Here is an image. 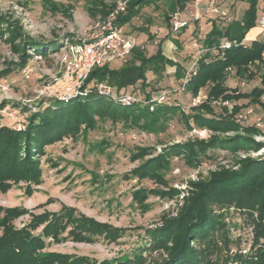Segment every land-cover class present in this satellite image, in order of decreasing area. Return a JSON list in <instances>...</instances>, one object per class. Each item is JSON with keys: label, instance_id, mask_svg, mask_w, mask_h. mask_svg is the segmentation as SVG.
I'll use <instances>...</instances> for the list:
<instances>
[{"label": "rangeland", "instance_id": "1", "mask_svg": "<svg viewBox=\"0 0 264 264\" xmlns=\"http://www.w3.org/2000/svg\"><path fill=\"white\" fill-rule=\"evenodd\" d=\"M122 1L0 0V127L23 132L34 123L35 115H40L50 105H54L55 109L87 97L84 89L88 87H85L83 94L63 99L60 95L67 84L64 87L65 81L60 86L57 83L64 77L67 63L73 57L71 48L100 33L106 21L103 20V9ZM174 6L171 0L140 5L137 15L118 29L132 38L148 57L156 53L158 44L163 41V44L166 43L164 54L183 64L189 74L195 70L198 59L207 52L203 46L205 38L202 37L208 29L206 26L210 28L214 22L221 28L226 27L234 16V5H229L227 12L218 9L221 5H216L217 8L194 15L190 5L183 12L176 13ZM240 7L246 10L248 5ZM181 13L187 14V18L183 20ZM177 14L179 20L186 23L179 30H175L173 24ZM241 15L242 11H238L237 16ZM262 16L264 0H259L258 20ZM189 28L192 30L184 35L185 29ZM255 31H249L247 36L251 37ZM257 33L258 40L264 42V30ZM53 43L59 44L58 50L48 52ZM43 51L47 52L46 55L41 54ZM215 52L212 51L213 54ZM127 63L138 64L131 55L126 62H115L109 67L119 69ZM175 70L174 66L167 65L161 72L149 71L147 82H150V87L144 89L140 82L121 93L132 95L140 104L151 105V109L156 106L153 104L155 101L178 103L185 115L192 116L199 112L194 108L206 101L207 88L193 97L185 89L186 80L176 79ZM263 72L259 71L251 80L241 79L232 72L226 84L249 94L254 87H261ZM101 85L109 84L100 83L97 88ZM148 95L152 99H147ZM261 101L264 103V96ZM234 104L244 105L236 116L242 127L256 126L260 118L264 121V108L250 103V98L236 103L213 102L214 115L225 117V108L231 112ZM201 112L206 117H213ZM161 121L160 130L150 132L121 118L96 116L89 126L81 124L68 135L44 144L41 151H34V158L39 161L42 172L40 183L33 185L32 194L26 193L27 183L24 182L12 184L7 192L0 190V206L26 210L24 215L12 222L18 229L30 224L36 215L59 212L68 207L121 231L114 240L100 237L92 243H85L68 239L52 243L46 251L86 257L97 264L106 260H123L140 253L146 264L161 260L164 252L151 250L145 246L143 239L148 230L164 225L167 217L180 215L190 194L191 182L206 181L219 171H237L240 159L264 160V146L259 150L248 148L239 152L215 147L207 149L205 157L201 154L200 163L195 166L188 163L183 154L173 155L168 169H162L161 181L142 177L137 172L139 167L178 144H195L197 139L207 140L212 135L226 138L242 135L255 143L264 142L262 132L247 134L241 129L238 132L213 133L207 128L200 129L192 119L188 124L180 113L168 115ZM140 123L144 120L141 119ZM262 127L264 130V125ZM21 152L24 157V148ZM141 152L148 154L137 156ZM172 188L180 190V193H169ZM141 189L147 191L145 198L135 196ZM153 190L168 194H158ZM227 214L225 220L228 235L233 240L232 250L249 251L253 243V226L249 217L233 209ZM2 217L3 214H0ZM42 229L43 226L34 233L39 234ZM2 232L0 228V236Z\"/></svg>", "mask_w": 264, "mask_h": 264}, {"label": "trees", "instance_id": "2", "mask_svg": "<svg viewBox=\"0 0 264 264\" xmlns=\"http://www.w3.org/2000/svg\"><path fill=\"white\" fill-rule=\"evenodd\" d=\"M124 12L113 20L116 28L124 26L137 15L140 5H152L159 0H126ZM195 0H171L176 12H183L188 3ZM246 2L247 9L241 20H234L226 27L213 23L211 31L205 36L203 46L207 52L198 59L194 71L187 73L183 64L168 58L163 51V41L158 44L156 53L149 57L135 47L132 52L133 64H124L119 69L110 68V64L94 68L84 83L89 93L83 100L70 102L63 107H47L40 115H35L23 132L10 127H0V190L7 192L12 184L27 183L26 193H33V185H38L42 178L40 163L34 158L35 152L41 151L44 144H50L63 135H68L81 124L89 126L96 116L134 122L142 129L158 132L162 119L168 115L180 113L190 124L192 119L200 129H209L213 133L238 132L243 129L247 134H261L254 126L242 127L236 116L244 105L234 104L231 112L225 108V117L214 115L213 102L236 103L250 98V103L264 108L261 98L264 96V72L261 76V87H254L249 93H242L227 83L228 70L231 68L239 78L254 79L264 70V42L258 39L249 45L245 39L250 30L257 27L259 0H237ZM174 6V7H175ZM117 3L103 9V20H107L116 9ZM171 18V17H170ZM169 18V22L170 19ZM171 27V24L169 25ZM226 39L232 43L229 49H222ZM48 52L58 50L59 44L53 43ZM215 50V54L212 51ZM46 51L41 54L46 55ZM167 65L174 66L177 80H186L185 89L193 97L201 89L207 88V99L194 108L198 113L187 116L178 103L153 102L156 105H143L139 102L130 106L114 101L110 96L99 92L97 86L107 83L115 93L142 83L144 89L150 87L147 82L149 71L161 72ZM256 68V69H254ZM125 92H123L124 94ZM147 99H152L148 95ZM206 114L213 117H206ZM40 120L37 122V120ZM144 120V123L140 121ZM251 144V145H249ZM263 143H255L251 138L242 135L220 137L212 135L207 140L197 139L195 144H178L164 154L150 159L137 172L142 177H153L162 180V169L170 166V158L180 155L192 165L200 163L209 148H231L235 152L247 151L248 148L259 150ZM25 150L24 157L22 149ZM144 151V150H142ZM148 153H138L143 157ZM202 154V155H201ZM205 157V156H204ZM239 169L231 172H216L206 181L191 182L190 194L178 217L166 218L161 227L148 230L143 239L145 246L151 250L163 251L161 260L152 264H264V160L252 158L240 159ZM158 194H168L156 191ZM169 193L179 194L180 190L172 188ZM147 191L135 193L146 197ZM233 209L249 217L253 226V243L249 251L232 250L225 216ZM26 213L19 207L3 208L0 206V264H97L86 257L46 251L52 243L71 239L74 242L92 243L100 237L117 239L120 229L99 223L93 218L80 215L74 208L64 207L59 212H44L33 217L30 224L18 229L12 222ZM43 226L39 234L34 231ZM66 235V236H65ZM100 264H146L143 254H136L123 260L103 261Z\"/></svg>", "mask_w": 264, "mask_h": 264}, {"label": "built area", "instance_id": "3", "mask_svg": "<svg viewBox=\"0 0 264 264\" xmlns=\"http://www.w3.org/2000/svg\"><path fill=\"white\" fill-rule=\"evenodd\" d=\"M126 4L127 1L124 0L117 5L110 17L104 21V25L102 27L103 29L100 33L93 34L88 39H85L81 44L71 48L73 57L70 62L67 63L64 77L60 79L59 82L55 80L56 83L58 82L57 84L59 86L63 85L62 83L64 81V87L67 84V86L62 89L63 93L60 95L63 99H66L64 97L72 95L78 96L83 94L84 91L88 94V89H84V91L82 90L84 88L85 80L94 68L102 67L105 64H112L115 62H126L132 55L133 50L137 47L135 41L124 35L113 24V20L116 15L126 10ZM214 12L217 11L214 10ZM174 20L173 24L175 30H179L186 25L185 22L179 20L178 14L175 15ZM257 25L264 30V16L259 18ZM235 44L236 43L225 40L221 44V48L229 49ZM228 72V76L230 77L233 71L230 68ZM70 81L71 83L68 84ZM98 90L101 94L110 96L113 100L125 106H130L137 102V99H135L132 95L127 93L117 94L113 92V89L110 86L101 85ZM198 102H200V100H198ZM263 125V119H258L256 127L264 134V130L262 129Z\"/></svg>", "mask_w": 264, "mask_h": 264}, {"label": "crops", "instance_id": "4", "mask_svg": "<svg viewBox=\"0 0 264 264\" xmlns=\"http://www.w3.org/2000/svg\"><path fill=\"white\" fill-rule=\"evenodd\" d=\"M187 5H190V7L189 6L188 7L191 8L193 15L195 13L202 14L205 11H210L214 7L217 8L216 5H221L220 7H218V9H220L221 11L227 12V11H229V9H228L229 5H234V9H233L234 10V13H233L234 16L230 20V22H232L234 20L238 21V20L242 19L243 15H244L243 12H245L244 11L245 9L242 8V10H241L240 5H248V4L246 2H241V1H237V0H195V1H192V2L188 3ZM238 11H242V15L240 17L237 16V12ZM181 16H182V19L184 20L185 18H187L188 15L184 14V13H181ZM197 18H199V17H197ZM213 23L214 22L211 23V25H210L211 27L210 28L206 26V28H208V29H206V32L204 34H202L203 38H205V36L211 31ZM202 29L204 30V28H202ZM191 30H190V28L189 29H185L186 33L184 35H187L188 32L191 31ZM258 30H262V29H260L257 26V27L252 29V31H255V33L251 37L246 36L245 43L247 45H249L252 41L258 39V33H257ZM225 40L226 39H224L223 41H225ZM165 44L166 43L163 44V50H164V47H165L164 45Z\"/></svg>", "mask_w": 264, "mask_h": 264}]
</instances>
